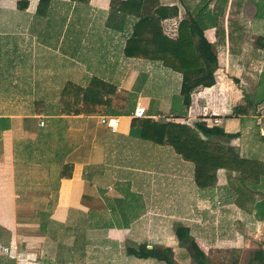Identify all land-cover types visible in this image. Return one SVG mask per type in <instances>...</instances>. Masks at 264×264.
I'll use <instances>...</instances> for the list:
<instances>
[{
	"label": "crops",
	"instance_id": "obj_1",
	"mask_svg": "<svg viewBox=\"0 0 264 264\" xmlns=\"http://www.w3.org/2000/svg\"><path fill=\"white\" fill-rule=\"evenodd\" d=\"M111 2L0 0V226L13 230L16 239L23 228L31 229L28 239L36 246L44 243L47 257H54L61 237L73 231L84 237L87 230L78 264L129 261L126 240L150 247L164 244L170 236L167 217L197 222L195 211L229 213L213 200L234 172L220 169L217 186L201 189L191 161L154 141L150 125L133 122L173 121L196 129L203 121L239 135L231 141L224 134L207 138L201 133L202 138L264 162V86L259 85L264 13L250 17L249 35L231 29L227 20L223 28L207 25L205 34L218 57L216 82L184 95L182 73L161 60L129 56L128 41L139 17ZM200 2L156 0L163 36L176 39L180 22L196 14ZM55 32L59 35L53 37ZM68 83L82 90L70 89L63 96L66 103L77 101L65 114L60 100ZM246 99L260 103L248 113L235 111L247 105ZM138 103L145 107V117L133 116ZM102 116L118 117L117 129L104 125ZM66 164L73 165L72 175L62 177ZM262 180L251 188L254 199L243 212L250 214L253 207L255 217L248 221L256 227L264 225L257 211L264 200ZM108 214L110 220H105ZM202 225L204 237L195 236L202 248L220 245L222 238L207 240L209 226ZM31 255L38 262V255Z\"/></svg>",
	"mask_w": 264,
	"mask_h": 264
},
{
	"label": "trees",
	"instance_id": "obj_2",
	"mask_svg": "<svg viewBox=\"0 0 264 264\" xmlns=\"http://www.w3.org/2000/svg\"><path fill=\"white\" fill-rule=\"evenodd\" d=\"M88 3L90 0H74ZM183 1V0H182ZM203 5L198 7L196 14H190L180 22L178 37L170 39L163 36L160 28L161 10H155L156 0H112L113 8L127 11L129 14L139 17L133 33L129 38L127 53L129 56L143 57L146 59L161 60L163 64L174 71L183 74L181 92L184 95L196 92L201 87H208L215 84V71L218 67V57L213 43L205 34L208 27L204 22L205 8L211 0H201ZM129 6V9H128ZM205 10V11H204ZM264 86V72L259 85ZM82 90L73 83H68L62 91L61 105L62 112H71L70 105L76 107L77 101L64 102L63 96L70 91ZM264 89V87H263ZM125 94L124 91H121ZM247 100V99H246ZM264 101V100H263ZM66 103V104H65ZM260 103L255 99H248L245 104L235 109L238 113H248V108L253 104ZM67 105V108H66ZM72 107V106H71ZM76 110V109H75ZM150 125L154 132L153 138L157 143L170 145L172 149L187 161L195 165V180L199 188L207 189L216 187L218 184V171L226 169L231 172H238L240 182L244 185H262L264 177V162L256 159L241 157L237 150L230 146L212 142L202 138L201 133L209 138L212 135H226L229 139L238 137V133H226L219 126L209 127L205 122L196 123V129L187 124H180L173 121H155L142 119L133 122L134 125ZM148 137L146 134H144ZM151 139V138H150ZM69 169L70 173H65ZM72 164L63 167L62 177L71 176ZM259 217H264V200L258 205ZM179 246L187 250L198 264H209L205 250L197 238L192 235L191 228L180 225L175 230ZM127 254L138 258H155L165 261L167 264H176L170 247L153 246L147 243L125 242ZM264 264V248H259L249 259L247 264Z\"/></svg>",
	"mask_w": 264,
	"mask_h": 264
},
{
	"label": "rangeland",
	"instance_id": "obj_3",
	"mask_svg": "<svg viewBox=\"0 0 264 264\" xmlns=\"http://www.w3.org/2000/svg\"><path fill=\"white\" fill-rule=\"evenodd\" d=\"M207 1V0H204ZM209 1V0H208ZM210 6L205 8L204 22L208 26L215 25L216 27L223 28L225 23H229V27L232 29L246 30L247 33L253 21H249L250 17L257 15L258 13H264V0H212L209 2ZM203 5V1L200 2V6ZM184 15V14H183ZM227 15V16H226ZM227 20V21H226ZM226 21V22H225ZM264 22V17L262 18ZM219 25V26H217ZM258 27V26H257ZM52 34V31L50 32ZM53 37L58 36L59 33H53ZM54 38H52L53 40ZM62 81V79H61ZM232 139H230L231 141ZM223 175V174H222ZM249 184V183H248ZM263 184V180H262ZM220 186V183L219 185ZM259 186V185H258ZM255 184L244 185L240 182L238 172L230 173L221 182L219 191L217 190L216 198H214L215 207H225L229 213H206L193 212V216L196 220L189 222L188 220H180L177 218H166V231L167 235L164 244H154L153 246L170 247L172 249V256L176 264H198L190 255L187 254V250L179 246V241H174L175 230L180 225L193 224L192 228L194 236L204 237V233L201 232L203 224L208 225L207 240L211 238H222L223 241L220 245H214L216 247L209 248L205 251L209 264H247L252 255L259 249L264 248V225L256 227L252 220L255 217L253 207L249 209L250 214H244V210L247 208L250 199H254L251 195V188L258 187ZM200 193V192H199ZM199 199L201 196L199 194ZM222 201V204L218 205V200ZM231 204L235 209L242 211H235L232 209ZM251 204V203H250ZM250 206H253L252 204ZM258 211V207H257ZM29 214V213H27ZM25 214H19V218L22 220ZM31 219L34 220L35 214H29ZM112 215V214H111ZM124 215V214H122ZM129 218V214H127ZM114 217V215H112ZM187 216V217H186ZM198 216V217H197ZM189 218L190 214H184L183 218ZM36 219V218H35ZM110 220V215L105 217V220ZM247 220V221H246ZM186 222V224L184 223ZM129 222V220H128ZM246 224V225H245ZM27 228V227H26ZM52 229V228H51ZM45 229H43V233ZM48 231V230H46ZM57 230L56 232H58ZM13 230H8L0 226V264H78V256H81L84 245H87L88 237L87 230L86 235L78 237L77 232L73 231L69 236L61 237L58 242L59 245L55 246V251L52 253L54 257H47V252L44 243L36 246L31 244L30 234L33 233L31 229H24L19 232V237L13 238ZM40 231V233H42ZM206 232V229H205ZM192 234V235H193ZM222 236V237H221ZM173 237V239H172ZM202 237V238H203ZM168 239H171L168 241ZM175 239V240H176ZM161 240V238H160ZM245 240V241H244ZM134 243V241H132ZM141 244L144 242H136ZM173 244V247L170 246ZM80 246L81 249H78ZM150 247V246H149ZM150 247V248H152ZM31 254L38 255V262H34ZM125 254H127L125 250ZM128 260H122L121 258L114 259L112 264H167L165 261H160L155 258H138L134 255L127 254ZM102 257H106L103 255ZM76 260V261H75ZM86 263V262H85ZM103 264H108L104 262ZM258 264V263H256Z\"/></svg>",
	"mask_w": 264,
	"mask_h": 264
},
{
	"label": "built area",
	"instance_id": "obj_4",
	"mask_svg": "<svg viewBox=\"0 0 264 264\" xmlns=\"http://www.w3.org/2000/svg\"><path fill=\"white\" fill-rule=\"evenodd\" d=\"M133 116L135 117H145L146 116V109L144 106H142L141 103H138L134 112H133ZM212 116H213V121L214 123H218L220 121V119L217 117V114L215 111L212 112ZM119 118L115 117V116H102L101 118V122L104 125L109 126L110 128H112L113 130H116L117 127L119 126Z\"/></svg>",
	"mask_w": 264,
	"mask_h": 264
}]
</instances>
